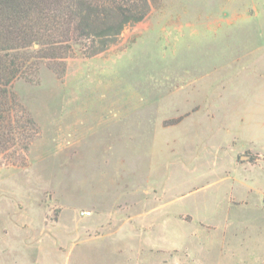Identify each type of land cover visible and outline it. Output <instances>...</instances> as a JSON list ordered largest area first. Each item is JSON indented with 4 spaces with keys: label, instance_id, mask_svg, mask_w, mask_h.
<instances>
[{
    "label": "rangeland",
    "instance_id": "obj_1",
    "mask_svg": "<svg viewBox=\"0 0 264 264\" xmlns=\"http://www.w3.org/2000/svg\"><path fill=\"white\" fill-rule=\"evenodd\" d=\"M148 1L14 82L37 132L0 156V264H264V0Z\"/></svg>",
    "mask_w": 264,
    "mask_h": 264
},
{
    "label": "trees",
    "instance_id": "obj_2",
    "mask_svg": "<svg viewBox=\"0 0 264 264\" xmlns=\"http://www.w3.org/2000/svg\"><path fill=\"white\" fill-rule=\"evenodd\" d=\"M149 10L148 0H0V156L7 165L26 163L37 132L14 82L38 84L43 67L62 75L73 51H105Z\"/></svg>",
    "mask_w": 264,
    "mask_h": 264
},
{
    "label": "crops",
    "instance_id": "obj_3",
    "mask_svg": "<svg viewBox=\"0 0 264 264\" xmlns=\"http://www.w3.org/2000/svg\"><path fill=\"white\" fill-rule=\"evenodd\" d=\"M114 255H115V256H114V257H115L114 260L117 261V263H115V264H120V263L118 262V258H119V257H117V254H114ZM107 258H108V257H107ZM99 259H100V258H99ZM102 259H103V258H102ZM102 259H100L99 261H101ZM108 260H109V259H108ZM108 260L105 259V254H104V261L101 262V263H99V264H109L110 261H108Z\"/></svg>",
    "mask_w": 264,
    "mask_h": 264
},
{
    "label": "built area",
    "instance_id": "obj_4",
    "mask_svg": "<svg viewBox=\"0 0 264 264\" xmlns=\"http://www.w3.org/2000/svg\"><path fill=\"white\" fill-rule=\"evenodd\" d=\"M262 205L264 206V197L262 198Z\"/></svg>",
    "mask_w": 264,
    "mask_h": 264
}]
</instances>
